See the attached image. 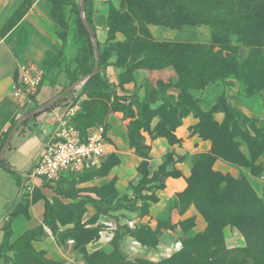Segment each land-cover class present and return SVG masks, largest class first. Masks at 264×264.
Listing matches in <instances>:
<instances>
[{"label": "rangeland", "instance_id": "374dc122", "mask_svg": "<svg viewBox=\"0 0 264 264\" xmlns=\"http://www.w3.org/2000/svg\"><path fill=\"white\" fill-rule=\"evenodd\" d=\"M55 1L63 49L70 53L65 67L76 71L87 46L74 22L79 0ZM107 7L105 34L98 39L102 69L73 90L76 98L64 107L77 104L76 129L86 134L101 127L105 142L116 146V139L139 158L126 182L131 197H119L117 177L95 182L120 163L110 148L98 169L33 194L32 202L43 204L40 212H30L27 198L18 203L8 225L20 217L22 227L10 230L3 261L264 264L257 250L245 251V238L227 223L234 218L246 224L252 206L236 182L247 183L259 199L254 184L264 185V0H107ZM112 71L119 72L117 85L109 82ZM180 88L196 102L180 97ZM188 116L190 136L209 148L187 156L185 188L169 197L165 181L174 177H166L167 170L179 173L175 164L184 157L169 150L160 164L150 163L147 141L180 145L174 133ZM211 186L236 189L220 202L227 216L214 226L192 201ZM258 218L255 227L264 231V216ZM103 230L113 234L111 241L100 242ZM255 244L264 245V235Z\"/></svg>", "mask_w": 264, "mask_h": 264}, {"label": "crops", "instance_id": "0c3cea01", "mask_svg": "<svg viewBox=\"0 0 264 264\" xmlns=\"http://www.w3.org/2000/svg\"><path fill=\"white\" fill-rule=\"evenodd\" d=\"M86 6L91 12L94 33L98 42L99 37L105 34L107 0H87ZM60 32L55 0H0V142L20 116L36 105L39 106L50 100L69 86L64 69L70 53L63 49L66 43ZM24 62L35 63L41 66L45 72L38 94L25 106L12 99V92L17 83V67ZM118 73V71L111 72L113 77L109 80L110 83L117 85ZM106 75L108 77V71ZM61 105H54L50 110L31 118L24 126H21L17 133L13 134L9 142L10 145L4 153L3 159L6 167L10 168L13 173L7 172L5 168H0V254L9 214L16 208V205L22 199L27 198L31 201L30 212H40L43 204L41 201L32 202L33 194L38 191L46 193L48 190L45 187L54 185L26 176L32 170L43 145L54 130L57 120L65 115L67 108L64 106L66 104L63 102ZM192 124L193 121L189 116L181 119V123L174 133L176 138L181 140L180 145H169L160 139L147 141L149 147L147 160L150 163L160 164L162 157L169 150L184 157L175 164L180 176L167 178L165 181L163 193L169 197H173L185 188V178L189 175L187 156L205 152L209 148L206 142L198 140L196 136H190L189 128ZM105 143L107 155L112 152L110 148L114 149L120 163L105 177H100L95 182H108L117 177L115 187L119 197L125 195L130 198L132 192L126 182L133 177L134 168L139 163V158L124 145H119L116 139V146L108 143L107 140ZM73 177L76 176L66 175L58 182ZM254 187L256 193L264 201V185L254 184ZM192 215L195 216L196 213ZM144 218L147 221L148 216ZM21 220L20 217H17L9 225V230L17 233L22 227ZM195 220L198 223L201 221L199 216H196ZM107 225L110 229L111 224ZM146 225L151 229L155 226L153 222ZM112 235L111 233L110 241ZM144 255H148L147 251ZM2 262L3 259L0 258V264Z\"/></svg>", "mask_w": 264, "mask_h": 264}, {"label": "built area", "instance_id": "2783aa9c", "mask_svg": "<svg viewBox=\"0 0 264 264\" xmlns=\"http://www.w3.org/2000/svg\"><path fill=\"white\" fill-rule=\"evenodd\" d=\"M45 77L43 68L32 62H24L17 67V83L12 92V99L20 105L30 103L38 94ZM73 98H68L69 103ZM78 111L77 104L67 107L63 118L57 120L54 130L43 145L41 152L26 177L41 179L46 184H55L62 177L80 176L96 170L107 156L103 129L82 135L73 125L72 120ZM100 241L109 242L110 234L103 230L99 233ZM2 264H12L3 261ZM62 264H81L68 260Z\"/></svg>", "mask_w": 264, "mask_h": 264}, {"label": "trees", "instance_id": "16d2710c", "mask_svg": "<svg viewBox=\"0 0 264 264\" xmlns=\"http://www.w3.org/2000/svg\"><path fill=\"white\" fill-rule=\"evenodd\" d=\"M86 5H87V0H85V6H84L85 19H86L87 24L91 28L92 32H94V26H93L92 19H91V12L87 9ZM74 22L76 24L77 32L81 35L82 38H85L87 46H85V45L82 46V49H81L82 50V56H81V60H80V65L77 67V70L76 71L75 70L70 71V69L68 67H65V69H64L65 74L67 76V79L69 80V83H71V84L74 83L75 81H77L79 78L89 75L93 71V68H94L93 49H92V45H91V42L89 40L88 34H87L86 30L84 29V27L82 25V22H81V20L79 18V15H78V4H77V6L75 8V19H74ZM101 57H102V55H101V52L99 50V63H100ZM90 60H91V62H90ZM99 63H98V72H99V70L102 69V66ZM97 75H99V73H97L96 76ZM88 82H86L83 87H85L88 84ZM64 89L61 92H63ZM74 95L75 94L72 91H70L68 93H63V98H64V100H66L68 98H71ZM179 95H180V97L185 96L187 100H190V102L191 101L196 102V100H194V98L192 97L191 94H189V92H188V90L186 88H180L179 89ZM37 107H38V105H36L34 108H32V109H30L28 111H31V110H33V109H35ZM161 109L164 110V107L163 108L158 107V110H161ZM75 116H76V114H75ZM29 120L22 122L19 125V127L17 128V130L15 131V133H17L19 128L21 126H24ZM73 121H74V118H73L72 122ZM165 122H169V117H168V119ZM179 125H180V123L177 125V127ZM9 130L6 132V134L4 135L3 139L1 140L0 147L3 145ZM77 130L82 135L85 134V133H82L79 129H77ZM171 133L173 134V130H172ZM166 134L168 135V133H166ZM9 145H10V143L8 144V146ZM170 145H173V143L170 144ZM0 168H5L7 170V172L13 173V171L10 168L6 167V163H5L4 159H2V161H1ZM171 171H174L173 168L167 170L168 174L166 175V177L170 176V177L177 178V177L180 176L179 173L175 174L174 176L170 175ZM241 183L243 184V186L239 185L240 182H236V187L237 188L240 187L241 190H243V192H246V194H247L246 196L248 197V199H250V202H251L252 206H248L249 208L251 207V210L249 211V216L247 215L246 224H241L239 221L234 220V218H228L227 223H229L233 227L237 228V230L245 238L246 245H247L246 250H245L246 252H250L251 253L255 249V250H257V254L260 255L262 258H264V251L262 249L263 248L262 246H264V245L263 244H261V245L255 244L256 238L259 235H262V236L264 235V231L261 228L257 227L258 229H256V227H255V224H256V222L259 219L258 217H260V216L263 217L264 216V203L261 201V199H259V198H257L255 196V194L251 191V188L249 187V185L247 183H245L243 181ZM219 190H220L219 188H217L215 186H211L208 189V191H207L208 194H206L205 197L203 196V194H200L201 195L199 197L200 199H197V200L193 199L192 200L195 203V205L201 210V213H202V215L205 216V218H207L209 221L211 219H213V221L215 222V223H212L213 226L216 225V223H217L216 219L219 222V221H221V219L223 217L227 216V214H226L227 210L226 209H222L220 207L221 206L220 202L228 194H232L233 192H231V191H234L236 189H231V190L230 189L229 190L223 189V190H220V191ZM217 191H219V193H216ZM233 194L235 196V191H234ZM13 211L9 215H12ZM263 220H264V218H263ZM8 227H9V225L6 226V228L4 230V240H3V243L1 245L0 258L3 257L4 248H5V246H6L7 242H8V239L10 237V230H9Z\"/></svg>", "mask_w": 264, "mask_h": 264}, {"label": "water", "instance_id": "95a60500", "mask_svg": "<svg viewBox=\"0 0 264 264\" xmlns=\"http://www.w3.org/2000/svg\"><path fill=\"white\" fill-rule=\"evenodd\" d=\"M84 6H85V0H79L78 15H79V18L82 22L84 29L86 30V32L88 34L89 40H90L91 45H92L93 54H94L93 71L89 75L79 78L77 81H75L74 83H72L68 87H66L63 92L57 94L56 96H54L50 100L40 104L37 108H35L31 111L25 112L22 116H20L16 120L15 124L9 130L3 145L0 147V164H1L4 153L7 150L8 144H9L13 134L15 133V131L17 130V128L19 127V125L22 122L27 121L30 118L37 117L38 115L50 110L55 104H57L59 101H62L64 99L63 93H68L70 91L77 90L80 86H82L86 82L90 81L98 73L99 45H98L95 33L92 32L91 28L89 27V25L86 22Z\"/></svg>", "mask_w": 264, "mask_h": 264}]
</instances>
